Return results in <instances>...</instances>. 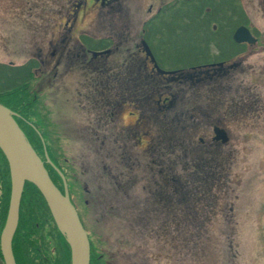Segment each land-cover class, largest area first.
Here are the masks:
<instances>
[{
	"label": "rangeland",
	"instance_id": "1",
	"mask_svg": "<svg viewBox=\"0 0 264 264\" xmlns=\"http://www.w3.org/2000/svg\"><path fill=\"white\" fill-rule=\"evenodd\" d=\"M68 1L14 0L16 5H27V12H32L25 14L28 17L24 16L30 21V25H39L43 16L47 21L44 20V28L41 30L43 35L36 39L38 44H26L25 35L14 28L10 30L11 26L2 23V18L0 62L21 65L30 57L38 56L43 59L42 69L35 73V79L14 94L6 96L5 100L13 106L17 105V108L21 106L25 112L30 113V118L25 115V119L20 120L34 136L39 137V139L35 137L38 151L43 156L47 152L53 162L51 166H55L58 170L61 167L67 175L71 197L85 226L92 249L96 250L97 255L104 252L108 258L114 259L113 264H264L263 0H242L248 9L251 26L258 30L261 39L256 55L246 62L243 73L239 71L240 76H236L239 80L233 81L235 87L238 82L244 81L249 94L234 92L228 99L226 98L228 102L225 105L220 104L217 108L210 105V110H214L217 116L221 114L227 117L225 119L227 124L219 128L227 132L229 141L220 144L212 141L214 135L212 125L194 127L196 149L201 147L206 151L218 147L225 154L222 158L214 157V160L207 158L205 172L198 175L202 181L199 180V186L193 184L191 190L197 187L200 191L198 196L196 190V196L191 197L189 202L191 214L186 212L188 209L186 205L177 206L180 203L177 199L182 197H174V194L172 197L171 192L166 191L165 197L168 200L166 199L165 203L160 204L159 201L156 202V198L151 197L155 193L154 182L152 175L144 166L135 168H132L133 166L129 168L126 164L123 166L113 157L116 151L111 149L114 152L112 156L111 151L107 152L109 154H105V151L99 154L95 148L98 144L96 138L101 139L94 133L93 128L96 126L97 115L87 107H91V103L95 107L97 104L92 98V94H95L94 89L92 90L94 79L89 70L97 61H91V55L87 54L86 49L75 39H65L62 43V40L57 38L54 40L55 45L49 43L50 39L54 38L51 25L56 19L55 9L60 4L67 5ZM8 6L7 0H0L1 13H5L4 17H8L6 20L15 25L17 20L12 21L15 14L8 10ZM147 8L146 6L144 10ZM176 16L178 15L171 16L169 25L162 24V29L175 24L171 32L175 30L182 32L179 34L180 38L173 35L174 42L180 41L186 45L190 43L189 39L206 36L203 29L195 26L202 22L196 14ZM145 17L144 14V19ZM134 19L132 27L128 29V44L121 46L123 50L116 53V59L110 60L113 61L112 63L119 62L123 57L121 55H127V46L135 50L136 41L140 39V22L138 17ZM92 20L93 16L87 15L80 24L84 27ZM47 25L49 27L46 28ZM94 30L98 35L115 31L99 24ZM226 34L228 31L224 29L222 36ZM217 38H221L220 31L215 36L209 35L207 40ZM69 53L76 55L68 57ZM189 54L185 52L166 57L165 60H171L164 66L171 67L173 61L190 59ZM137 64L138 61L135 66H138ZM85 69L89 71V75H86ZM154 79L159 85L167 88L165 92H168L169 87L174 86L177 96V91L181 87L179 83L162 81L158 77ZM190 82L191 80H188L185 85H189ZM90 93L91 96L86 99ZM179 95L184 96V90ZM185 95L188 100L192 99L193 107H196L194 102L202 101L201 94L195 92L194 88L189 89ZM240 95L245 96L244 101L239 100ZM110 97L114 100L113 95ZM233 98L236 99L235 102ZM20 100H23L21 104H19ZM224 106L225 108H222ZM120 107L118 117L105 118L109 127L107 135L113 131L117 136L124 129L125 136L123 135L121 142L128 144L127 131L136 126L140 112L135 111L136 109L130 104ZM35 128L40 130L38 134L41 133L42 137L36 133ZM92 129L93 133L90 132ZM110 142L112 141H109L108 146L113 148ZM106 163L111 167L114 165L115 169L118 168L120 171H134L131 175V172H127V176L130 175L129 179L131 177L135 179L134 183H125L122 188L114 187L106 176L105 171L108 169H102ZM6 167L5 178L11 183L9 162L1 150V180L6 173ZM150 186L152 189L149 190ZM171 201L175 204L176 210L185 212L184 218L179 216L180 213L176 215L180 217L177 219L174 215L170 216ZM30 209L32 211L38 209L37 204L31 203ZM8 212L9 207L6 219ZM2 230L0 228V247ZM47 240L50 242L52 255L56 258L58 253L54 250L57 241L52 236H47ZM62 255L59 264H72V257L69 263L67 251H63ZM0 264H5L2 251ZM101 264L106 263L102 261Z\"/></svg>",
	"mask_w": 264,
	"mask_h": 264
},
{
	"label": "trees",
	"instance_id": "2",
	"mask_svg": "<svg viewBox=\"0 0 264 264\" xmlns=\"http://www.w3.org/2000/svg\"><path fill=\"white\" fill-rule=\"evenodd\" d=\"M223 4L229 6L230 8L238 5L236 0H223ZM240 12L242 13L240 14V21L242 23L243 18L246 16L242 9H240ZM176 14L178 15L176 17H180L182 15V13ZM204 20L205 18L202 17L201 21ZM163 22L168 25L171 23L169 19L164 20ZM174 26L175 24H172L171 26H168V28L165 27V29H162V26H159L158 32L160 33V37L155 36L159 39H154V41L162 44L160 47L158 46V49H165V51H163L164 58L170 57L174 54L181 55L186 52L182 47H176L175 50H172L173 45H175L173 43L170 48H166L168 42H172V40H169L173 39V35L180 38L179 34H182V32L176 30L175 32H171V29ZM216 33V31L213 32L211 29L206 31L207 37L209 35L215 36ZM86 43L90 48L97 50L108 47V44L106 45L104 42L100 41L96 43ZM199 52L200 48L198 46L191 47L192 54ZM160 53L162 52L160 51ZM95 60L97 61L96 64H93L92 67L90 66L89 68L94 79L92 90L94 89L95 94L90 93L86 99H89L92 94V98L97 101L96 107L93 106V103H91V107H87V109L97 115L95 120L96 126L93 128L94 133L101 138H96L95 140L98 142L95 147L97 148L98 153L101 154L105 151V154H109V151L112 149L117 152L115 153V156H113V151H111V154L115 160L119 162V164L123 166L126 164L129 168L132 166V168H135L136 166H144L148 173L152 175L154 182L153 190L155 193L151 195V197L156 198V202L159 201L161 204L162 202L165 203L166 199L168 200V198L165 197L167 194L166 191L171 192L172 197L173 194L174 197H182L177 199L180 201L177 206L186 205L185 207L188 208L186 212L191 214V210L188 206L191 201V197L196 196V190L198 191V196L200 193L197 187L196 189L194 188L193 191L191 190L194 187L193 184L195 186H199L198 183L202 181L198 178V175L205 172L204 168L205 166L207 167V158L212 160H214V157L222 158L225 152L220 150L218 147L206 149V151H204L201 147H199L200 149H196V140L194 139L195 133L193 132L195 131V125H187L178 122L183 116L184 108H178L176 102L174 106L173 104L169 106L164 103V101L160 99L162 95H166L163 92L165 90L163 85H159V83H157L154 79L156 77L149 76L146 74L145 70L143 75H141L139 73L140 70L136 68V63L133 62V60L127 59V61L116 63H112L113 61H107L105 59ZM179 61L181 60L173 62L177 63ZM38 67L39 62L37 59H30L21 65L0 63V104L17 112L18 116L20 114L19 117L16 116L17 122L25 132L29 142L45 161L51 178L63 191L64 184L58 171L56 172L54 166H51V164L46 161L45 156L38 151L39 147L36 144L37 141H35V137L37 136H34L20 120V117L25 119V115L30 118V113L25 112L21 106H18L17 108V105L13 106L9 101L5 100L6 96L12 95L19 89L29 85L35 78V70ZM86 70L87 69H85V71ZM86 75H89L88 70ZM112 95L114 96V100L110 97ZM183 99L184 96H180L178 94L175 101L183 102ZM22 102L23 100H20L19 104ZM30 104L31 102L29 105ZM126 104H130L136 109L135 111L140 112V119L136 126L127 131L129 145L121 142L125 136L124 129H120L122 133L117 134V136L114 135L113 131L107 135L109 127H107L105 119H115V116L118 117L121 111L120 105ZM28 108L31 109L30 106H28ZM25 122L27 123V120ZM35 130L37 134L40 132L39 129L37 130L35 128ZM90 132L93 133V129ZM40 134L41 133L38 135ZM100 134H102V136ZM37 138L39 139V137ZM109 141H112L110 143L113 144V148L108 146ZM39 146H41L40 141ZM138 152L142 154H139ZM7 167L4 177H2L3 179H0L1 229L5 226L6 214L11 198V183L5 178V174H7ZM52 167L54 169H52ZM115 168L116 167L114 165L111 167L107 165V163L105 166L103 165L102 168L108 169L105 173L114 187L122 188L125 183H134L135 179L133 177L129 179L130 175L134 171H120L118 168ZM51 169L54 170L55 173ZM60 170L65 174L61 167ZM127 172H131L129 176H127ZM65 176L67 178L66 174ZM205 177L202 179L204 180ZM150 189H152L151 186L149 187V190ZM33 202L36 203L38 207L35 211L30 209L31 203L34 204ZM156 202L154 204H156ZM169 205L170 216L174 215L176 219L185 217V212L183 210H176L175 204L172 203V201ZM20 209L21 215L19 219V226L13 240V251L16 264H59V262L62 261L63 251H67L70 263L71 249L66 236L59 229L44 196L33 183H26ZM177 214H179L180 217L176 216ZM47 236H52L57 241V245L54 250L58 253L56 258L52 255V248L50 242L47 240Z\"/></svg>",
	"mask_w": 264,
	"mask_h": 264
},
{
	"label": "flooded vegetation",
	"instance_id": "3",
	"mask_svg": "<svg viewBox=\"0 0 264 264\" xmlns=\"http://www.w3.org/2000/svg\"><path fill=\"white\" fill-rule=\"evenodd\" d=\"M7 2L9 3L8 10L15 14L12 21H17L15 25L10 24L9 20H6L8 17H4L5 13H1L0 7V20L3 18L2 23L10 25V30L14 28L16 31L22 32L25 35L24 41L26 44H38L36 39H39L37 38L38 36L43 35L41 30L44 28L46 17H42L39 25H30V21L24 18L25 14L32 13L27 12V5H16L14 0H7ZM236 3L238 4L237 6L230 8L223 4V0H69L67 5L60 4L55 9L56 19L51 25V29L54 31L52 33L54 38H51L49 43L55 45L54 40L57 38H60L62 43L65 39H75L78 44H81L86 49V53L91 55V61H96L95 59L110 61L111 59H116V53L123 50L122 45L128 44V29L132 27L131 24L135 21L134 18L138 17L140 39L136 41L135 50L127 46V55H121L123 57L119 62L127 61V59L133 60L135 63L138 61L136 68L140 70L139 73L141 75H143L145 70L149 76L158 77L162 81L167 80L168 82L179 83L181 87L177 91V95L184 90L183 102L175 101L177 96L174 86L169 87L168 92H165L167 88L163 86L165 88L163 92L166 95H162L160 99L169 106L172 104L174 106L176 102L178 108H184V113L182 118L179 119V123L212 125L214 130L212 141L220 144L222 143L221 140L214 139L215 128L225 126L227 117L225 115L221 116V114L217 116L214 110H210V105L216 108L220 104L225 105L230 94L234 92L248 93L244 81L238 82L236 87L233 85V81L239 80L236 76H240L245 71L246 62L254 58L261 41L258 30L251 26L247 7L242 0H236ZM146 6L148 8L144 10ZM262 6L264 7V0L262 1ZM240 9L243 10L246 16L243 18L242 23L240 21V14H242ZM176 13H193L200 20L204 17L205 20L200 22V25L195 26L203 29L206 36L204 38L189 39L190 43H186V45L180 41L176 43L174 39L169 40L166 38L169 41L172 40L171 43L168 42L166 48H170L173 43L175 45H173L172 50H175L176 47L180 48V45H182L185 51L190 53V59L181 60L179 61L180 63L177 62L178 64L173 62V66L166 67L164 64L168 61L170 62L171 59L165 60L163 54L165 49H158V46L160 47L162 44L154 41V39H159L156 37L160 35L158 32L159 26L165 24L163 21L170 20L171 16ZM144 14L146 15L145 19ZM87 15L93 16V20L83 27L80 23L87 18ZM25 17L28 16L26 15ZM97 24L115 31H110L105 35H98L94 30ZM240 26L249 28L253 35L251 41L237 42L235 40L234 34ZM209 29L213 32L220 31L221 38L207 40L206 31ZM224 29L228 31L229 36L232 38L228 37V34L224 37L222 36ZM0 32L2 31L0 30ZM3 34L6 35L8 33ZM7 38L9 39V36ZM99 41L104 42L106 45L108 44V47L97 50L90 48L86 43ZM145 42L149 45L156 62H153L151 56L147 54ZM192 46H198L200 52L192 54ZM75 55L74 53H69L68 57ZM30 59L38 60L39 67L35 70V73L39 72L42 69L43 59L41 60L38 56L30 57L28 60ZM155 63H157L158 67ZM8 64L14 63L9 62ZM160 69L165 71V73H162ZM188 80H191L190 84L185 85ZM192 88H194L195 92L201 94L202 101L194 102L196 107L192 106V99L188 100L185 95ZM238 97L240 101L245 100L244 95ZM233 101L235 102L236 99L233 98ZM222 108H225V106ZM102 261L106 264H113L114 259L108 258L104 252L97 255L96 250L92 249L91 246L90 264H101Z\"/></svg>",
	"mask_w": 264,
	"mask_h": 264
},
{
	"label": "water",
	"instance_id": "4",
	"mask_svg": "<svg viewBox=\"0 0 264 264\" xmlns=\"http://www.w3.org/2000/svg\"><path fill=\"white\" fill-rule=\"evenodd\" d=\"M234 38L237 42L251 41L249 28L240 26ZM145 48L153 62L155 57L145 42ZM158 67L157 63H155ZM162 73L165 71L161 70ZM17 113L0 104V148L10 167L12 191L9 212L1 233V250L6 264H16L13 239L19 224L20 204L27 182L33 183L44 196L52 215L71 249L72 264H90L91 244L79 212L73 204L65 176L60 172L64 192L54 183L44 161L27 139L23 129L15 119ZM226 143L229 136L224 129L215 128V138ZM46 150V149H45ZM48 163L53 164L46 152Z\"/></svg>",
	"mask_w": 264,
	"mask_h": 264
}]
</instances>
